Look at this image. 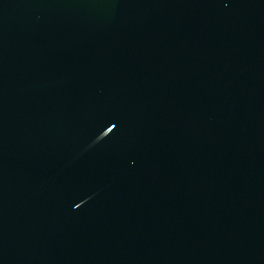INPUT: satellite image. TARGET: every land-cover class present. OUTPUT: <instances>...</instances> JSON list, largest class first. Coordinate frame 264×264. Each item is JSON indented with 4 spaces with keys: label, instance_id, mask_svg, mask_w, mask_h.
<instances>
[{
    "label": "water",
    "instance_id": "1",
    "mask_svg": "<svg viewBox=\"0 0 264 264\" xmlns=\"http://www.w3.org/2000/svg\"><path fill=\"white\" fill-rule=\"evenodd\" d=\"M0 264H264V0H0Z\"/></svg>",
    "mask_w": 264,
    "mask_h": 264
}]
</instances>
